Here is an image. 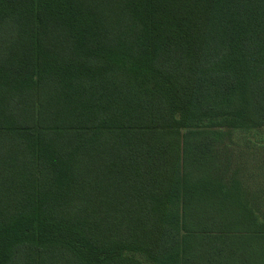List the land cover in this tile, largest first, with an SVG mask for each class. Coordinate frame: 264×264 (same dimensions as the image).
Masks as SVG:
<instances>
[{
	"label": "trees",
	"instance_id": "trees-1",
	"mask_svg": "<svg viewBox=\"0 0 264 264\" xmlns=\"http://www.w3.org/2000/svg\"><path fill=\"white\" fill-rule=\"evenodd\" d=\"M256 128L264 0H0V264H264Z\"/></svg>",
	"mask_w": 264,
	"mask_h": 264
},
{
	"label": "rangeland",
	"instance_id": "rangeland-1",
	"mask_svg": "<svg viewBox=\"0 0 264 264\" xmlns=\"http://www.w3.org/2000/svg\"><path fill=\"white\" fill-rule=\"evenodd\" d=\"M225 132L219 144L225 181L230 185L237 179L243 201L264 206V128ZM259 215L264 219V213Z\"/></svg>",
	"mask_w": 264,
	"mask_h": 264
}]
</instances>
